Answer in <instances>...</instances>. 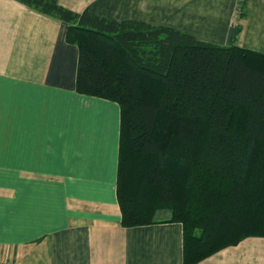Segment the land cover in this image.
<instances>
[{"label":"crops","instance_id":"obj_1","mask_svg":"<svg viewBox=\"0 0 264 264\" xmlns=\"http://www.w3.org/2000/svg\"><path fill=\"white\" fill-rule=\"evenodd\" d=\"M201 41L264 54V0H58ZM68 24L0 0V264H183V225L124 227L118 201L121 106L77 91ZM196 264H264L251 236Z\"/></svg>","mask_w":264,"mask_h":264},{"label":"trees","instance_id":"obj_2","mask_svg":"<svg viewBox=\"0 0 264 264\" xmlns=\"http://www.w3.org/2000/svg\"><path fill=\"white\" fill-rule=\"evenodd\" d=\"M19 1L67 22L77 91L121 106L124 227L170 209L183 225V264L264 236V54L58 0Z\"/></svg>","mask_w":264,"mask_h":264}]
</instances>
